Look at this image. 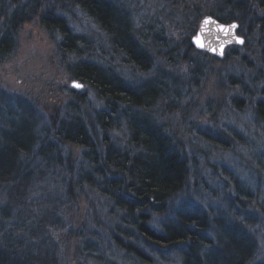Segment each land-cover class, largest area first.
I'll return each mask as SVG.
<instances>
[{
	"label": "trees",
	"instance_id": "obj_1",
	"mask_svg": "<svg viewBox=\"0 0 264 264\" xmlns=\"http://www.w3.org/2000/svg\"><path fill=\"white\" fill-rule=\"evenodd\" d=\"M115 3L110 0H0V63L9 58L17 30L31 19L43 20L48 29L56 30L65 53L82 56L84 53L78 52L82 42L73 36L68 25L60 18H45L40 14L41 9L54 11L56 5L71 4L88 14L111 38L115 52L125 55L121 66L149 72V54L140 50L129 14ZM263 11L264 0H215L208 14L225 24L237 22L239 33L247 36L244 46L229 48L221 62L235 60L236 52L245 49L253 35H257L259 54L264 57ZM199 13L196 11L190 33L173 50L180 64L185 65L184 80L181 74H172L181 72L177 68L168 73L159 69L154 74L157 80L154 85L136 89L110 71L109 64L93 65L87 59H79L74 67H69L70 74L91 87L101 104L99 108L82 113V103L86 102L82 95L81 102L69 103L67 111L53 118L45 130H37L38 123L26 122L2 135L0 264H68L67 259L71 261L74 256L97 252L94 244L100 247V243H112L118 248L113 264H119L122 258L126 264L139 261L151 264L145 256L147 253L163 255L161 244L179 256L180 264H264L259 262L261 250L257 240H244L235 232L230 233L231 246L221 241L218 228L228 220L214 212L208 201L202 208L193 200L205 202L206 193L213 199L217 195L195 174L190 152L175 142L178 141L176 132L165 131L158 122V112L155 115L153 111L156 104H165L166 108L165 97H170L167 91L172 87L167 90V83H172L169 75H173V89H177L172 90V96L179 100L183 86L200 78L210 60L218 59L195 50L191 44L197 20L202 18ZM253 23L254 28L243 31L244 25ZM181 50H185L182 56ZM257 108L258 117L264 119V103H259ZM208 141L213 146L221 143L210 137ZM191 185L201 193H195L196 198L188 195L183 198ZM88 195L103 199L106 207H113L108 211L111 217L105 230L99 218L98 222L93 219L91 226L89 221L83 223L87 226L75 225L78 215L74 209ZM77 211L80 217L82 211ZM62 236H67L65 246ZM75 237L80 241L79 253L69 245L75 242ZM215 238L221 244L220 254L213 247ZM130 256L132 262L125 261Z\"/></svg>",
	"mask_w": 264,
	"mask_h": 264
},
{
	"label": "rangeland",
	"instance_id": "obj_2",
	"mask_svg": "<svg viewBox=\"0 0 264 264\" xmlns=\"http://www.w3.org/2000/svg\"><path fill=\"white\" fill-rule=\"evenodd\" d=\"M110 1L116 2L129 14L135 38L142 48L140 50L144 49L149 54V72L136 70L132 66H121V58L123 60L125 55L120 51L115 52L111 38L88 14L74 9L71 4L56 5L53 7L56 9L52 11L57 12L56 17L67 24L74 35L90 43L91 47L82 56L69 55L60 46L61 35L54 29H48L43 20L31 19L22 24L17 30L9 58H4L0 63V140L4 133L18 129L26 122H32L35 117L39 118L37 130H45L50 127L53 118L64 114L68 104L80 101L82 95L86 100L80 109L82 113H89L101 106L91 87L70 74L69 67H74L79 59H87L92 63L103 60L109 64L110 71L122 76L136 89H142L141 86L147 84L154 85L157 81L154 74L159 69H165L168 73L177 68L181 72L174 71L172 74H181L184 80L185 65L180 64V59L173 50L190 33L196 11L202 15L197 20V32L200 22L209 15V9L215 0ZM259 14L262 15L261 11ZM249 27L254 28V23L251 26L244 25L243 31L246 32ZM240 36L246 40L247 36ZM260 47L257 35H253L249 38L247 47L236 52L235 60L221 62L219 58L210 55L216 60L209 61L200 78L183 86L179 92V100L172 96V90L175 92L177 89H173L174 78L169 75L172 83H167V90L171 85L172 87L167 91L170 97H165L166 108L165 104L153 107L155 115L158 112V122L164 126V130L176 132L179 143L177 140L175 142L190 152L194 160L192 167L199 180L217 195L213 199L206 193L207 199L201 203L199 199H193L198 197L195 193L199 195L201 190H196L191 185L182 197H193L202 208H205L203 205L208 201V206L214 208V212L233 223L223 221L218 228L221 241L227 243V246L232 245L230 233L234 235L236 232L244 240H257L261 250L259 262L264 261V257H261L264 256V119H260L256 112L257 105L264 103V57L261 58L259 54ZM228 52L227 50L225 56ZM184 53L185 50H181L179 54L182 56ZM174 63L180 65L176 67ZM74 82L82 88L79 90L72 86ZM149 99L153 101V97ZM152 113L150 117H153ZM19 116L23 118L20 119ZM209 137L221 143L213 146L208 141ZM64 156L68 155L65 153ZM232 200L233 205L230 203ZM88 204L92 207L87 209L85 206ZM112 208L111 205L106 207L103 199L88 195L77 208L82 211L80 217L79 212L74 209V213L78 215L75 225L87 226L83 223L89 221L88 225L91 226L93 219L97 221L99 218L101 224H105V230L111 217L108 211ZM66 237L62 236V240L65 241ZM74 239L75 242H70L69 245L74 251L77 248L79 253L80 241L76 237ZM216 241L218 238H215L213 247L220 254L221 244ZM66 242L68 240L64 242V246ZM94 247L97 252L87 253L82 257L74 256L71 261L67 259L68 264L115 263L118 251L116 245L100 243V247L95 244ZM160 249L163 250V255L157 257L147 253L145 259L151 264H180L177 253L175 256L174 252L162 244ZM123 260L122 258L119 264H126ZM132 260L130 256L125 261ZM133 263L147 264L140 261Z\"/></svg>",
	"mask_w": 264,
	"mask_h": 264
},
{
	"label": "water",
	"instance_id": "obj_3",
	"mask_svg": "<svg viewBox=\"0 0 264 264\" xmlns=\"http://www.w3.org/2000/svg\"><path fill=\"white\" fill-rule=\"evenodd\" d=\"M206 20L211 21V23L205 24ZM232 25H236V27L232 28ZM221 28L228 31H221ZM240 41H243V43ZM201 43H203V47L200 46ZM244 44L245 40L239 35V24L237 22L225 24L210 15L202 19L197 33L192 38V45L197 51L220 59L224 58L229 47L244 46ZM221 50L223 51L222 55L220 54ZM77 88L80 90L82 87Z\"/></svg>",
	"mask_w": 264,
	"mask_h": 264
},
{
	"label": "bare ground",
	"instance_id": "obj_4",
	"mask_svg": "<svg viewBox=\"0 0 264 264\" xmlns=\"http://www.w3.org/2000/svg\"><path fill=\"white\" fill-rule=\"evenodd\" d=\"M57 13V12H56ZM56 13H53L52 11H50V10H43V9H41V12H40V14L42 15V16H44L45 18H57L56 17ZM72 34H73V36L74 37H77V38H79L80 40H81V45H80V50H78V52H80V54H82V53H84V52H86V51H89V49H90V47H91V45H90V43H87L86 42V40L85 39H83L82 37H78V36H76V35H74V33L72 32ZM194 37V35L192 36V38ZM192 38H191V44H192ZM76 56H78V54H75ZM81 56V55H80ZM91 62V61H90ZM92 63V62H91ZM106 64V62H104L103 60L102 61H99V60H97V61H95L94 63H92L93 65H100V64ZM74 84H78L77 82H74L73 84H72V86H74ZM31 119H32V116H31ZM32 122H34V123H38L39 124V118L38 117H35V118H33L32 119ZM41 126V125H40Z\"/></svg>",
	"mask_w": 264,
	"mask_h": 264
},
{
	"label": "snow or ice",
	"instance_id": "obj_5",
	"mask_svg": "<svg viewBox=\"0 0 264 264\" xmlns=\"http://www.w3.org/2000/svg\"><path fill=\"white\" fill-rule=\"evenodd\" d=\"M208 23H211V21H205V24H208ZM236 27V25H232V28H235ZM221 31H228L227 29H223V28H221L220 29ZM199 42V41H198ZM241 43H243V41H240ZM201 47H203L204 45H203V43H201V45H200ZM221 55L223 54V51L221 50V53H220ZM74 87H82L81 85H79V84H74Z\"/></svg>",
	"mask_w": 264,
	"mask_h": 264
}]
</instances>
